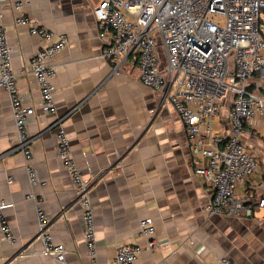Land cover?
Listing matches in <instances>:
<instances>
[{"label": "crops", "instance_id": "crops-1", "mask_svg": "<svg viewBox=\"0 0 264 264\" xmlns=\"http://www.w3.org/2000/svg\"><path fill=\"white\" fill-rule=\"evenodd\" d=\"M14 0L3 4L4 25L12 47V70L22 101L34 108L28 119L32 160L40 184L29 182L25 160L15 150L16 134L9 97L0 89V200L16 240L0 236V264H92L83 235L81 208L55 145L52 123L63 117L72 155L85 179L95 213L97 264H114L119 243L137 244L134 264H264V110L252 120L256 133L243 135L246 149L259 161L257 172L237 188L251 207L249 216L209 215L202 204L213 195L195 173L183 124L167 94L139 80L136 55L120 73L101 56L103 45L93 15L99 0H31L25 13L40 26L64 34L68 47L56 58L53 80L56 113L40 109V94L30 60L43 41L16 26ZM264 37V34L262 33ZM250 90L264 98V71L249 79ZM231 96L224 99L216 127L228 134ZM34 199H27V195ZM49 217L53 241L65 246V263L43 251L35 238L36 203ZM152 218L159 247L147 248L137 235L141 218Z\"/></svg>", "mask_w": 264, "mask_h": 264}, {"label": "built area", "instance_id": "built-area-1", "mask_svg": "<svg viewBox=\"0 0 264 264\" xmlns=\"http://www.w3.org/2000/svg\"><path fill=\"white\" fill-rule=\"evenodd\" d=\"M0 0V89L7 92L16 134L14 149L22 153L32 186L40 179L32 160V137L28 119L34 108L22 101L16 75L12 70V47L4 25ZM31 0H14V24L24 25L31 35L43 41L30 60V69L40 94V109L56 113L54 78L55 58L69 43L66 35L40 26L25 13ZM264 0H99L93 7L98 35L106 42L101 56L119 74L125 59L136 55L140 82L154 92L166 93L168 101L183 124L194 171L212 187L213 195L202 204L209 215L249 216L250 206L238 196L237 188L259 168L258 158L246 149L243 135L257 131L252 120L264 110V98L250 90L249 79L264 71V37L260 29ZM231 96L228 111L230 130L223 135L216 127L217 116L226 97ZM63 117L52 123L56 128L57 156L66 168L81 208L83 235L88 256L97 264L95 213L90 198V180L85 179L72 155ZM264 190V179L261 182ZM27 199H34L29 194ZM264 207V195L258 201ZM0 200V236L14 242ZM35 238L43 251L65 263L62 243H55L49 217L36 203ZM137 235L146 239L147 248L159 247L152 218H141ZM141 248L119 243L114 264H134ZM221 264H236L229 257Z\"/></svg>", "mask_w": 264, "mask_h": 264}, {"label": "rangeland", "instance_id": "rangeland-1", "mask_svg": "<svg viewBox=\"0 0 264 264\" xmlns=\"http://www.w3.org/2000/svg\"><path fill=\"white\" fill-rule=\"evenodd\" d=\"M261 22H260V29H261V32L264 34V13L262 12L261 13Z\"/></svg>", "mask_w": 264, "mask_h": 264}]
</instances>
